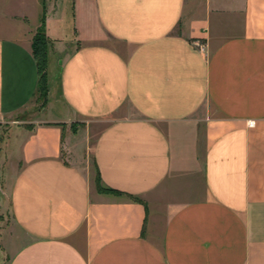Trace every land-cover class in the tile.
<instances>
[{"label": "crops", "instance_id": "crops-1", "mask_svg": "<svg viewBox=\"0 0 264 264\" xmlns=\"http://www.w3.org/2000/svg\"><path fill=\"white\" fill-rule=\"evenodd\" d=\"M60 1L0 0V264H264V0Z\"/></svg>", "mask_w": 264, "mask_h": 264}, {"label": "rangeland", "instance_id": "rangeland-1", "mask_svg": "<svg viewBox=\"0 0 264 264\" xmlns=\"http://www.w3.org/2000/svg\"><path fill=\"white\" fill-rule=\"evenodd\" d=\"M61 4V9H62V14L63 15H71L72 13V1L71 0H61L60 1ZM70 27L71 25L69 24V20H67V23H65V21H63V25L58 27V35L60 36V43L58 44V46L56 45L57 51H61L63 49H66L69 44H70ZM35 34V33H34ZM33 34V35H34ZM32 42V40H31ZM107 43L111 46H113L114 48H122L123 46H121L118 42H116L113 39H108ZM49 58L54 59V63L52 64L51 67H49L48 65V60ZM58 58V54L56 52L52 53L51 52V48H49V44L47 45L46 48V59H47V63H46V67H45V71H46V89L48 90L49 88V84L50 83H55V79L57 76V65H56V59ZM43 91L39 92L37 91L35 93V96L33 98L32 104L29 106V108H27L26 110H24L23 112H19L17 114L12 115L11 117H9L7 119V121H11L14 120V122H18V124H25L28 121L32 120L35 117V113L36 111H38L44 103V96L42 95ZM53 111H55V107H53ZM117 116V115H114ZM105 124L104 121L98 122L93 124L92 126V132L90 133V138H89V145L92 144L97 131ZM9 125V123H8ZM26 125V124H25ZM90 175H91V180L93 182V185L96 187V171L94 169L93 166L90 167Z\"/></svg>", "mask_w": 264, "mask_h": 264}, {"label": "trees", "instance_id": "trees-1", "mask_svg": "<svg viewBox=\"0 0 264 264\" xmlns=\"http://www.w3.org/2000/svg\"><path fill=\"white\" fill-rule=\"evenodd\" d=\"M45 11L43 10L41 13L40 17V24L37 27L35 34L32 37V42H31V51H32V56L35 60L36 67H37V74H38V81H37V91L41 92L43 91L42 95L44 96V100L46 99L47 96V89H46V48L48 45V38L46 36L45 32ZM96 187L97 190L100 192H106V193H111V194H121L120 192L111 189V188H106L103 187L100 183V180L98 178V175L96 173ZM129 198L134 201H139L138 198L130 196Z\"/></svg>", "mask_w": 264, "mask_h": 264}, {"label": "built area", "instance_id": "built-area-1", "mask_svg": "<svg viewBox=\"0 0 264 264\" xmlns=\"http://www.w3.org/2000/svg\"><path fill=\"white\" fill-rule=\"evenodd\" d=\"M199 49H201V50H203V46L200 44L199 45ZM248 125L250 126V125H253V121L252 120H249L248 121Z\"/></svg>", "mask_w": 264, "mask_h": 264}]
</instances>
